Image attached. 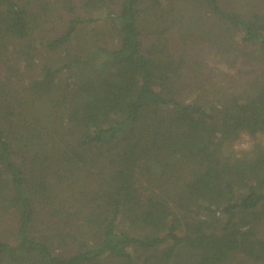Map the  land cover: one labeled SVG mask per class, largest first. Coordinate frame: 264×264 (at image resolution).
Returning a JSON list of instances; mask_svg holds the SVG:
<instances>
[{
	"label": "trees",
	"instance_id": "1",
	"mask_svg": "<svg viewBox=\"0 0 264 264\" xmlns=\"http://www.w3.org/2000/svg\"><path fill=\"white\" fill-rule=\"evenodd\" d=\"M8 44L0 264H264V143L230 163L264 135V0H0ZM204 52L239 64L213 90Z\"/></svg>",
	"mask_w": 264,
	"mask_h": 264
},
{
	"label": "rangeland",
	"instance_id": "2",
	"mask_svg": "<svg viewBox=\"0 0 264 264\" xmlns=\"http://www.w3.org/2000/svg\"><path fill=\"white\" fill-rule=\"evenodd\" d=\"M46 1H48V0H46ZM50 1H53V0H50ZM90 16L96 18L97 22L96 23L90 22V23L86 24L87 25V26H85L86 30H88L92 26L93 27L95 26L98 28V31H100L99 33L101 34V35L99 34L98 36H110L111 29L108 28L109 24L105 23L104 20H101L102 18L101 19L97 18V16H99V15L96 14L95 12L93 14H91ZM53 25H56V24H52V23L46 24L47 32L49 31V28H51V26H53ZM40 35H46V34L42 31L41 32L36 31L34 33V36H36V38ZM104 38L107 40V42L110 41V37H104ZM90 40H92V38L89 39V41ZM18 47H19L18 45L13 46L11 44H8L6 47L0 48V60H1L0 78L5 76V75L11 74L12 73L11 71L14 67L15 68L17 67L19 70L17 72L13 73L12 75L17 74L19 76L22 73V76L25 77V80H26L27 76L30 75L29 72H23L24 71L23 68L25 65V58L23 57L22 54L17 55V52L19 50ZM15 48H16V50H15ZM41 50L42 49H40L39 51L41 52ZM34 53H36V52L32 53L34 55V58H35L34 61H37V56H36L37 53L36 54H34ZM203 56L207 62V67L205 70L206 73H205L204 83H205L206 87L210 90H213V89L219 87V85L223 84L225 79L228 78V76L235 75L236 69L239 66V64L236 65V67L235 66L230 67V66L226 65L224 62H222L220 60L219 56L217 54H214V53L204 52ZM220 65H226L229 70L228 71H222L220 68ZM245 134L246 133L239 134L237 139L234 140V142L232 144V151H233V154L235 155L230 160V163L232 165L238 164L239 159H240V153H237L233 146L238 144V143H243ZM249 137H250L252 143H255V142L264 143V135L263 134H257L255 137H251V136H249Z\"/></svg>",
	"mask_w": 264,
	"mask_h": 264
},
{
	"label": "clouds",
	"instance_id": "3",
	"mask_svg": "<svg viewBox=\"0 0 264 264\" xmlns=\"http://www.w3.org/2000/svg\"><path fill=\"white\" fill-rule=\"evenodd\" d=\"M220 68H221L222 71H228L229 70L226 65H220ZM233 147H234V149L236 150L237 153L250 152L252 150L253 143L251 142L250 137L247 134H245L244 142L243 143H238V144L234 145ZM225 148H226V154H228L227 145H225Z\"/></svg>",
	"mask_w": 264,
	"mask_h": 264
}]
</instances>
